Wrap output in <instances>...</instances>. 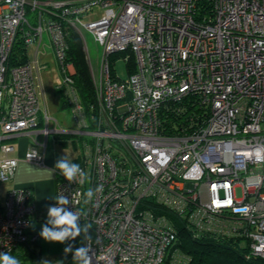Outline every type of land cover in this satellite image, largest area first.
<instances>
[{"label": "built area", "instance_id": "obj_1", "mask_svg": "<svg viewBox=\"0 0 264 264\" xmlns=\"http://www.w3.org/2000/svg\"><path fill=\"white\" fill-rule=\"evenodd\" d=\"M199 2L0 0V187L20 160L44 164L35 147L13 156V139L41 135L45 149L52 133L77 136L88 179L69 184L59 174L57 196H68V207L91 225L92 264H190L174 250L177 230L165 210L194 236L241 238L248 258L264 260V0H211L201 12ZM70 29L90 32L103 47L97 82L92 73L97 100L88 109L68 59ZM45 33L74 129L49 128L37 58L9 65L17 43L29 56ZM131 58L135 71L123 79L115 66ZM186 97L200 108L198 121L191 116L192 124L176 131L163 109L180 113ZM100 184L103 191L85 205L83 193ZM37 214L28 187L8 191L0 252L38 240L28 232Z\"/></svg>", "mask_w": 264, "mask_h": 264}, {"label": "trees", "instance_id": "obj_2", "mask_svg": "<svg viewBox=\"0 0 264 264\" xmlns=\"http://www.w3.org/2000/svg\"><path fill=\"white\" fill-rule=\"evenodd\" d=\"M199 6L205 9H211V0H200ZM69 50L68 59L72 61L76 67V73L73 75L74 82L80 99L84 106L88 109L97 100V92L91 70L87 61L86 53L83 47V40L80 34L70 29L69 32ZM27 48L22 41L17 43L13 49V53L9 59V65L15 66L26 63L29 60ZM116 56L113 57L115 59ZM128 73L135 71V64L131 58L127 64ZM67 104V100L64 101ZM191 102H195L194 98ZM179 108H183L180 113H173L172 111H164L163 117L166 119V125H170L177 131V126L181 123L188 126L191 125V116L197 122L196 113L200 110L198 106L189 105L188 97L182 100ZM195 105H198L195 104ZM184 118V122L178 120ZM177 124L176 126H174ZM157 211H161L157 209ZM164 213L168 215L170 220L175 224L177 230V240L175 242L174 250L178 249L181 253L188 255L190 264H264V260L260 258H248L249 250L244 246V241L241 238L231 237H217L214 235L194 236L191 230L187 227L186 222L177 216L175 213L165 210ZM28 245V244H27ZM173 250V251H174ZM172 251V252H173ZM17 251L15 250L12 255ZM27 255L33 256V252H28ZM22 264H29L22 262ZM32 264V263H31Z\"/></svg>", "mask_w": 264, "mask_h": 264}, {"label": "crops", "instance_id": "obj_3", "mask_svg": "<svg viewBox=\"0 0 264 264\" xmlns=\"http://www.w3.org/2000/svg\"><path fill=\"white\" fill-rule=\"evenodd\" d=\"M68 37H69V34H68ZM45 45L46 44L43 43V45L40 47L39 50H37V47H36L35 52H34V59L37 58L38 66H39V69L35 70V74L38 77V82L41 84V95L43 96V99L41 100V104H42V101L45 102V94L43 92L40 74L46 68L47 64L42 63L40 61L39 55L47 56V51L44 48ZM83 47H84L85 53L89 54L88 47L87 46L85 47L84 42H83ZM53 55L55 57L54 50H53ZM55 59L57 60L56 57ZM87 61L89 64L88 58H87ZM75 71H76V67H75ZM60 73H61L62 80H61V83H59L56 86V91H58V93L61 94L62 107L69 109V111L71 112L73 116V119L75 120L74 115L71 111L72 104L70 102V98L65 93L64 89L62 88L63 74L61 72V68H60ZM91 74H92V71H91ZM65 100H67V104L64 102ZM41 109H42V112L46 111L50 117V121L48 123L50 129L55 128L56 125H59L60 127L64 129L76 128V122L72 126H65L64 124H61L58 119H54L53 117H51L46 106L44 109L41 106ZM40 122H41L40 129L45 128L46 124L43 120V115L40 116ZM43 124H45V127H42ZM51 135H54L55 137L53 139V146L51 147L49 146V141H50V135H49L48 140L46 142L45 149L41 145H39V144L44 143V139L41 135L39 136L37 135L31 141H29L26 138H16L12 140L13 144L15 140L19 141L18 143L19 146L18 148L15 146L16 149H15V152L13 153V156L22 158L31 147H35L43 155L44 164L41 166L39 164L28 162L26 160H20L14 178L8 182L3 183L0 187V198L2 195V199H0V204L4 202L8 191L11 190L12 188L25 186V187H28L32 191L33 203L38 208V214L35 218L31 220V224L28 228V232H30L31 234H37L38 236H39L41 225L46 221L48 206L55 203L52 197L57 196L58 180H59L60 173L58 170L53 169L55 162L57 161L59 157L65 154L68 156L70 160H72L75 163L80 164L82 162L81 143H79V148L78 147L74 148V149H78L77 151H75L72 148L68 147V141L66 139L67 137H65L67 136L66 134L58 135V134L52 133ZM68 136H71V135H68ZM35 140L38 143H35ZM72 142L74 145V143L77 141L75 142L72 141ZM43 242L44 240L39 236L36 242L30 243L28 245L27 244L21 245L16 250L17 252L14 254V256H17L23 263L29 262V264L31 263L37 264L36 258L40 259L44 252ZM73 243L75 247L81 246V243H82L81 238L77 237V239ZM28 252H33V256L27 255Z\"/></svg>", "mask_w": 264, "mask_h": 264}, {"label": "clouds", "instance_id": "obj_4", "mask_svg": "<svg viewBox=\"0 0 264 264\" xmlns=\"http://www.w3.org/2000/svg\"><path fill=\"white\" fill-rule=\"evenodd\" d=\"M64 177L69 184H72L79 177V183L83 184L88 179L87 174L78 163L73 162L65 154L57 159L54 168ZM103 184L95 188L89 187L83 193L85 205L89 204L97 193L103 191ZM54 204L47 208L46 221L41 225L39 236L46 242L64 244V255H72L74 264H92L93 254L89 241L90 224H82L81 218L84 215L81 211L72 210L68 207L71 204L66 195L52 197ZM81 238V246L75 247L74 241ZM0 264H22L21 260L9 252H0ZM39 264H53L52 261L42 259ZM62 264V262H61Z\"/></svg>", "mask_w": 264, "mask_h": 264}, {"label": "rangeland", "instance_id": "obj_5", "mask_svg": "<svg viewBox=\"0 0 264 264\" xmlns=\"http://www.w3.org/2000/svg\"><path fill=\"white\" fill-rule=\"evenodd\" d=\"M102 11L103 9L101 8L96 9V13L102 12ZM76 31L80 34L85 47L86 46L88 47V51L90 55L88 53H86V55L89 60V66L91 68V71L95 76V81L97 82L99 80L98 78L99 68H100L102 54H103V47L95 41L93 35L90 32L81 30V29H78ZM44 44H46L44 48L47 51V56L39 55V59L42 63L47 64L46 68L40 74L46 103L42 101L41 106L43 109L46 106L51 117H53L54 119H58L61 124H64L65 126H72L75 124V120L73 119V116L71 112L69 111V109L62 107L61 94L58 93V91H56V86L59 83H61V80H62L61 73H60V64L53 55V49L51 47V42H50V39L47 33L44 34ZM36 46H32V48L29 51V58L33 60H34V52H35ZM115 69L119 77L123 79H126L128 77L127 64L124 60H120L116 64ZM40 91H41V88H40ZM42 99H43V96L41 97V100ZM42 127H45V124H43ZM65 137H67L66 139L68 141V147L77 151L78 149H74V148L76 147L79 148L78 137L75 135H71V136L67 135ZM54 138H55L54 135H50V141H49L50 147L53 146ZM72 141L74 142L77 141L74 143L75 146L73 145ZM18 143H19L18 140L14 141V144L17 148L19 146ZM0 199H2V195ZM43 243H44V252L40 259L36 258L37 264H39V262L42 259L50 260L53 262V264H61V262L62 264H74L71 254H68L67 256L64 255V252H63V249L65 247L64 244L46 242V241H44Z\"/></svg>", "mask_w": 264, "mask_h": 264}]
</instances>
